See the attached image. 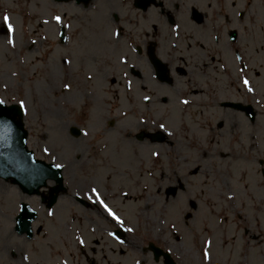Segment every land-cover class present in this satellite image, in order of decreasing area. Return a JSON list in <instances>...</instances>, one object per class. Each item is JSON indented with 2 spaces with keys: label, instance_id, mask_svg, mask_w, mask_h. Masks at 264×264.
I'll return each mask as SVG.
<instances>
[{
  "label": "rangeland",
  "instance_id": "374dc122",
  "mask_svg": "<svg viewBox=\"0 0 264 264\" xmlns=\"http://www.w3.org/2000/svg\"><path fill=\"white\" fill-rule=\"evenodd\" d=\"M180 1L178 14L173 3L165 4L152 33L166 29L174 35L172 29L177 24L187 31L185 62H174L173 67L180 64L190 75H197L195 56L200 48L224 50L218 55L222 61L219 90L209 97L201 92V106L195 99L186 105L180 103L188 100L189 85L174 69L172 87L152 82L151 70L132 48V41L139 44L144 37L147 22L143 16L152 13L150 26L156 22L154 14L160 13L156 7L142 14L130 9L129 0H92L87 6L73 1L0 0V98L8 104L25 101L28 147L37 157L63 165L67 189L47 208L40 195L25 194L0 178V264H89L84 252L95 264H147L146 259L155 264L142 250L149 237L181 264H264V165L260 164L264 159V0ZM197 4L201 11L194 7ZM168 12H174L177 20L173 27L167 20ZM3 13L13 17L9 22L14 45L6 42ZM56 15L61 17L60 24L68 25L69 37L63 44L59 43L60 24L52 19ZM114 32L120 35H112ZM167 40L159 51L162 56L174 49L175 37ZM134 58L139 66L137 76L130 73L129 62ZM121 59L127 63L121 64ZM143 77L150 81L142 83ZM118 79L120 90L116 88ZM242 79L249 81L253 92L244 89ZM162 89L173 98L165 110L154 97L156 90ZM135 92L142 98L154 97L151 108L145 107L150 99L137 104L121 95ZM250 97L258 109L254 124L218 104L222 98ZM178 108L181 118L174 114ZM203 110L206 113H201ZM205 117L215 127H207ZM222 120L224 128L219 129L216 124ZM161 123L167 133L164 142L151 144L133 135L138 129H160ZM71 126H79L81 135L73 136ZM233 133V145L220 135ZM153 152L158 155L153 156ZM159 183L162 193L158 192ZM169 185L178 188L170 197L165 194ZM91 188H96L101 199L109 197L105 203L123 221L122 226L110 218L102 220L103 225L93 220L86 226L84 219L98 211ZM48 189H44L46 195ZM125 190L127 195H123ZM130 195L144 205V211L126 202L123 210L117 209L114 198L123 202ZM157 195L161 199L155 202ZM22 200L39 213L32 238L15 231ZM101 211L95 213L99 218L104 214ZM148 212L152 219L149 231ZM188 212L192 219L183 217ZM153 218L165 231L159 236L155 230L160 229L151 226ZM93 226L95 231L91 232ZM119 229L122 232L117 234ZM95 240L100 244L93 243ZM206 241H211L210 246H205ZM132 247L136 252L128 256L117 253ZM205 251L208 261L203 259ZM244 254L250 258L245 259Z\"/></svg>",
  "mask_w": 264,
  "mask_h": 264
},
{
  "label": "water",
  "instance_id": "95a60500",
  "mask_svg": "<svg viewBox=\"0 0 264 264\" xmlns=\"http://www.w3.org/2000/svg\"><path fill=\"white\" fill-rule=\"evenodd\" d=\"M22 118L23 114L18 105H0V177L11 178L22 191L29 194L39 193V188L47 185L48 179H55L58 186L54 190L59 192L63 188L62 168L57 169L52 163L34 158L33 151L26 146L27 131ZM55 197L50 200V205ZM35 218L37 213L27 202H23L21 212L16 218L18 232L32 236L31 223Z\"/></svg>",
  "mask_w": 264,
  "mask_h": 264
},
{
  "label": "flooded vegetation",
  "instance_id": "af4514ba",
  "mask_svg": "<svg viewBox=\"0 0 264 264\" xmlns=\"http://www.w3.org/2000/svg\"><path fill=\"white\" fill-rule=\"evenodd\" d=\"M164 4H166L167 2L173 5L177 6V10L179 9V4H180V0H163ZM168 14H172L171 12H168ZM168 16V15H167ZM153 31H146L145 32V37L143 38V47L139 46V61L144 62L146 65H148L149 69L151 70V78H152V82L157 81L158 84H161L159 80H157V76L154 73V69H153V64H151L147 51L149 48V45L151 44V41L155 42V51L156 53L164 60L167 61V63L171 66L174 64V62H179L180 58H183L184 55L179 54L178 56H176V53L174 51H166V55H161V53H159L160 48L165 46V43L168 42L167 38L169 37H176V41L178 43V48H179V52L183 49L185 50L186 45H188V41L186 38L187 35V31L184 29H182L181 27L178 28L176 31H174V35H172V32L167 31V30H160V32L157 35H153L152 33ZM218 53L219 51H217L216 47H208L206 48H200L199 52L196 54V73H198V75L196 77L191 76L189 79H187L186 83H189L190 85L196 84L197 86H195V90H197L196 94L200 93L201 91H203V89H205L204 93H209L210 91L214 90L217 87V84L212 82V81H207L206 78H208L210 76L209 73L213 74L214 71L216 70L215 67H217L219 65V62H221L217 57H218ZM138 67L137 62H134L133 65H131L130 67V73L135 74V70ZM176 71H181L179 66L176 67ZM188 74L186 73L184 75V77H188ZM215 75V73H214ZM199 79H202V81L200 82ZM146 81H150L147 80L145 77H143V82L142 83H146ZM196 82V83H195ZM204 86V88H203ZM232 113H239V112H232ZM242 118L246 119L247 122L250 123V121L241 113H239ZM225 123V121H224ZM250 124H254V123H250Z\"/></svg>",
  "mask_w": 264,
  "mask_h": 264
},
{
  "label": "snow or ice",
  "instance_id": "6c2138e0",
  "mask_svg": "<svg viewBox=\"0 0 264 264\" xmlns=\"http://www.w3.org/2000/svg\"><path fill=\"white\" fill-rule=\"evenodd\" d=\"M52 19L55 21L56 24H60L61 23V17L59 15L53 16ZM2 23H3V25L6 28V37H7L6 42L9 45H14V41H13V32H14V29H13L12 24L9 22V17L7 15H5L3 17ZM43 23L47 24L48 21L45 20V21H43ZM63 26L64 27H67L68 25L65 24ZM172 31H176V29L173 28ZM112 35L119 36L120 33L119 32H114V33H112ZM33 43H35V41H33ZM237 59H239V57H237ZM65 63H68V61H65ZM120 63L121 64H126L127 61L121 59L120 60ZM242 70L243 69H241V71ZM13 75H15V73ZM241 83H242L244 89H246L247 92H249V93L253 92V88L249 86V81L247 79H242L241 80ZM65 88H67V85H65ZM149 99H150L149 96H145L144 97V100L145 101H148ZM17 103H18L19 110L26 115L27 114V111H26L25 101L23 99H21V100L17 101ZM180 103L186 105V104L189 103V101L188 100H181ZM3 104H4V101L3 100H0V105H3ZM5 123H7V122H5ZM141 123H143V121H141ZM159 128H160V130H164L165 125L163 123H161V124H159ZM83 135L84 136H87L88 133L87 132H84ZM168 135L170 136L171 133H168ZM152 155L153 156H157L158 153L157 152H153ZM54 167L57 168V169H59V168L62 167V165L61 164H55ZM90 191L92 193V197H94L93 202L98 204V209L97 210L99 211V210L102 209L103 210V213H106L107 214V217H110L111 220L114 221L117 226H122L123 225V221L108 207V205L104 202V200L101 199L100 194L97 192L96 188H91ZM92 197H90V199ZM228 199L231 200L232 197L229 196ZM47 214L49 216H51L52 215V212H48ZM127 231L128 232H131L132 229L131 228H128ZM108 235L109 236H112L114 239H117L116 235L113 232H109ZM117 242L119 244H124V241L123 240H117ZM80 243L82 245L83 244V241H80ZM210 244H211V241H206L205 242V246L206 247L207 246H210ZM23 259L24 260H27L28 258L25 256V257H23ZM203 259H204V261H208L210 259V256H209V253L208 252H206V251L203 252ZM137 264H140V262L137 261Z\"/></svg>",
  "mask_w": 264,
  "mask_h": 264
},
{
  "label": "bare ground",
  "instance_id": "6f19581e",
  "mask_svg": "<svg viewBox=\"0 0 264 264\" xmlns=\"http://www.w3.org/2000/svg\"><path fill=\"white\" fill-rule=\"evenodd\" d=\"M144 211V210H143ZM153 225L154 226H159V223L155 220V218H153Z\"/></svg>",
  "mask_w": 264,
  "mask_h": 264
}]
</instances>
